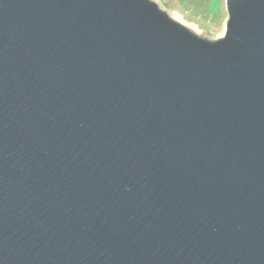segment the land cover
<instances>
[{
	"label": "water",
	"instance_id": "1",
	"mask_svg": "<svg viewBox=\"0 0 264 264\" xmlns=\"http://www.w3.org/2000/svg\"><path fill=\"white\" fill-rule=\"evenodd\" d=\"M226 8L0 0V264H264V0Z\"/></svg>",
	"mask_w": 264,
	"mask_h": 264
},
{
	"label": "rangeland",
	"instance_id": "2",
	"mask_svg": "<svg viewBox=\"0 0 264 264\" xmlns=\"http://www.w3.org/2000/svg\"><path fill=\"white\" fill-rule=\"evenodd\" d=\"M171 17L210 40L224 36L227 0H152Z\"/></svg>",
	"mask_w": 264,
	"mask_h": 264
}]
</instances>
